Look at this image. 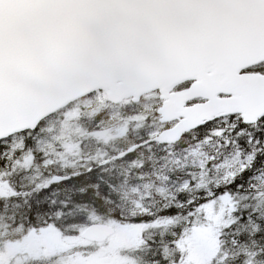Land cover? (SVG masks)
Returning <instances> with one entry per match:
<instances>
[{
	"label": "snow or ice",
	"instance_id": "6c2138e0",
	"mask_svg": "<svg viewBox=\"0 0 264 264\" xmlns=\"http://www.w3.org/2000/svg\"><path fill=\"white\" fill-rule=\"evenodd\" d=\"M0 264H264V0H0Z\"/></svg>",
	"mask_w": 264,
	"mask_h": 264
}]
</instances>
